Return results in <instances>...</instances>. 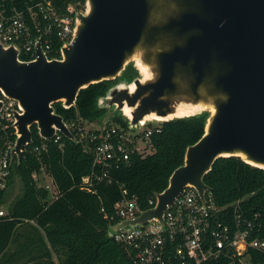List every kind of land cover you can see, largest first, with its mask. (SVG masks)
<instances>
[{
  "label": "water",
  "instance_id": "1",
  "mask_svg": "<svg viewBox=\"0 0 264 264\" xmlns=\"http://www.w3.org/2000/svg\"><path fill=\"white\" fill-rule=\"evenodd\" d=\"M74 42L62 57L24 61L0 45V94L18 102L13 159L33 143L31 127L50 141L60 132L75 141L55 104L76 106L82 89L117 80L98 98L106 118L121 115L130 129L207 113L204 134L187 147L184 163L156 194L155 206L120 228L163 222L187 187L202 199L215 161L240 157L264 169V0H86ZM140 62L148 69L142 71ZM132 64L138 76L122 77ZM4 100L0 98V111ZM180 105L185 114H178Z\"/></svg>",
  "mask_w": 264,
  "mask_h": 264
},
{
  "label": "trees",
  "instance_id": "2",
  "mask_svg": "<svg viewBox=\"0 0 264 264\" xmlns=\"http://www.w3.org/2000/svg\"><path fill=\"white\" fill-rule=\"evenodd\" d=\"M58 2L62 9L69 3H78L77 8L85 10L86 0ZM136 76L138 72L132 64L122 75L128 79ZM116 83L117 80H107L92 84L80 91L76 106L68 109L56 103V111L66 122L101 124L107 109L98 107V98ZM206 117L207 113L161 123V132L152 136L153 152L146 156L132 154L129 161L111 171L114 183L98 185L96 193L80 185L82 178L93 171L91 154L66 137L62 138V147L53 140L47 141L33 125V143L27 147L20 164L15 160L7 188L0 190L1 207L8 195L7 189L18 176L21 194L9 207L8 214L0 216V264H58L53 258L54 252L59 264H132L124 248L108 236L115 205L122 198V188L129 196H137L142 210L152 207L150 201H155L156 194L168 187L170 176L184 163L187 147L204 134ZM110 120L128 127L127 119L121 115ZM41 142H46L48 152L30 151ZM43 166L56 185L58 193L54 199L49 190L39 186L32 177ZM204 181L218 206L239 202L245 217L258 215L262 227L253 235L264 239V169L245 163L240 157H224L215 161ZM231 211L228 212L230 218ZM23 225L30 231L21 242L18 228ZM15 243L19 246L12 252L10 249ZM25 252L30 255H24ZM250 253L252 264H264V254L255 250ZM203 264L227 263L222 260Z\"/></svg>",
  "mask_w": 264,
  "mask_h": 264
},
{
  "label": "built area",
  "instance_id": "3",
  "mask_svg": "<svg viewBox=\"0 0 264 264\" xmlns=\"http://www.w3.org/2000/svg\"><path fill=\"white\" fill-rule=\"evenodd\" d=\"M77 5L69 3L62 9L58 0L18 3L17 0H0V45L14 46L24 61L39 58V48L49 59L61 58L62 48L75 40L78 14L85 11L79 10ZM0 98L4 100L0 111L2 190L8 186L15 162L12 154L16 145V112L20 110L17 101L1 94ZM66 126L74 135L75 142L93 157V171L82 178L80 185L94 193L98 185L114 183L111 171L129 161L132 154L146 156L152 153V136L162 129L158 122L142 123L135 129L125 128L108 118L101 124L72 121L66 122ZM63 137L57 132L52 140L62 147ZM30 151L46 153L48 147L46 142H41ZM42 171L44 177L51 181L42 187L48 190L54 187L57 191L45 166L40 172L33 173L34 181L38 183L41 180ZM121 193L122 198L115 205L110 226L133 220L144 211L137 196H129L124 188ZM150 203L154 207L156 199ZM7 214L8 211L0 209V216ZM28 222L36 224L34 220ZM261 227L259 216L245 217L239 202L220 207L214 202L210 189L202 199L195 188L187 187L175 199L174 205L165 210L163 222L153 218L141 226L120 228L111 238L124 248L132 264H203L222 260L227 264H252L250 250L264 254V239L253 235Z\"/></svg>",
  "mask_w": 264,
  "mask_h": 264
},
{
  "label": "rangeland",
  "instance_id": "4",
  "mask_svg": "<svg viewBox=\"0 0 264 264\" xmlns=\"http://www.w3.org/2000/svg\"><path fill=\"white\" fill-rule=\"evenodd\" d=\"M85 7H86V3H85ZM95 124H99V123H95ZM39 184L38 185H44L46 186L47 184L51 183L50 181V178H48L47 176L44 177V174H43V171H42V178L41 180L38 182ZM22 187V184L18 178V176H15L14 178V183L13 185H11L7 190H8V195L7 197L5 198V201L3 203V205H1L0 209L1 210H4L5 212L8 211L9 207L12 205L13 201L20 196L21 194V188ZM50 192V196H51V199H54L56 197V194H57V191H54V187H51V189L49 190ZM19 229V235H21V237L27 235L30 231V229H28L27 226H20ZM19 239H20V236H19ZM24 239H22L21 242H23ZM53 258L54 260L59 264L60 260H59V257L58 255L54 252V255H53Z\"/></svg>",
  "mask_w": 264,
  "mask_h": 264
},
{
  "label": "bare ground",
  "instance_id": "5",
  "mask_svg": "<svg viewBox=\"0 0 264 264\" xmlns=\"http://www.w3.org/2000/svg\"><path fill=\"white\" fill-rule=\"evenodd\" d=\"M139 64V66L141 67V69H142V71L146 74V76L149 74V72H148V69L145 67V66H143L140 62H138ZM186 107L185 106H183V105H180L179 107H178V109H177V113L178 114H185L186 113V111H184V109H185Z\"/></svg>",
  "mask_w": 264,
  "mask_h": 264
},
{
  "label": "crops",
  "instance_id": "6",
  "mask_svg": "<svg viewBox=\"0 0 264 264\" xmlns=\"http://www.w3.org/2000/svg\"><path fill=\"white\" fill-rule=\"evenodd\" d=\"M22 239H24L23 236H22V237L20 236L19 241H22ZM24 241H25V239H24ZM18 246H19V244L15 243L13 246H11V249H10V250H11L12 252H14V250H15ZM24 255H30V254H29V252H27V253L25 252ZM18 264H19V263H18ZM27 264H32V263H27Z\"/></svg>",
  "mask_w": 264,
  "mask_h": 264
}]
</instances>
